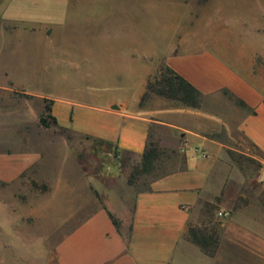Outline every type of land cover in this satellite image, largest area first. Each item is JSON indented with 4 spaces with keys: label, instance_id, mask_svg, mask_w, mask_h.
I'll list each match as a JSON object with an SVG mask.
<instances>
[{
    "label": "crops",
    "instance_id": "crops-1",
    "mask_svg": "<svg viewBox=\"0 0 264 264\" xmlns=\"http://www.w3.org/2000/svg\"><path fill=\"white\" fill-rule=\"evenodd\" d=\"M214 1L190 12L189 0H31L23 5L43 16L14 14V26L6 29L17 38L14 54L25 64L32 47L47 90L8 83L25 102H35L37 124L48 103L55 128L112 148L124 160L141 162L151 129L161 131L156 141L162 149L181 158L140 190L128 184L126 167H117L114 177L95 178L101 199L76 194L81 200L87 195L88 202L80 200L67 217L71 227L54 248L55 264H264V211L231 212L220 225L213 256L187 238L205 205L219 200L230 212L240 201L226 146L208 134L223 129L230 136L235 127L264 163V24L259 14L232 15ZM49 8L59 10V19ZM215 26L226 36L235 30V41L210 37ZM161 65L202 94L201 108L227 91L255 113L225 99L211 112L141 108ZM33 164L3 154L0 180L13 181Z\"/></svg>",
    "mask_w": 264,
    "mask_h": 264
},
{
    "label": "rangeland",
    "instance_id": "rangeland-1",
    "mask_svg": "<svg viewBox=\"0 0 264 264\" xmlns=\"http://www.w3.org/2000/svg\"><path fill=\"white\" fill-rule=\"evenodd\" d=\"M12 1L16 4V13L11 5ZM27 1L31 0H0V156H21L26 161L35 162L15 180H0V264H55L54 248L71 227V222H66L67 217L70 212L75 213L76 205L81 200L78 197L75 199L76 194L80 195L82 190L85 194L89 192L93 199H101L93 185L95 178L114 177L117 175V167H126L123 174L128 178L132 168L140 162L124 160L112 148L70 132L60 131L51 122L48 128L42 127L35 122V102L29 98H26L29 102H25L21 94L13 92L8 80H11L14 86L27 91L47 90L43 81L42 66L36 54L32 52V47L28 53L29 60L25 64L19 62L18 55L14 54L17 38L13 36V32L6 30L14 26V14H19L21 18L34 16L35 20L43 16L40 9L29 11V8L24 6ZM35 1L40 3L49 0ZM189 1L190 12H200L206 2ZM214 3L222 4L232 15L248 12L255 17L259 14L260 21L264 24V0H215ZM17 6H20L19 11ZM50 16L59 19V10L53 9ZM187 24L188 20L185 19L183 26L187 27ZM232 32L235 30H231L226 36L215 26L211 29L210 37L219 36L225 40L228 37L233 42L235 35ZM261 34H264V30H261ZM221 99L229 100L238 109L247 112L223 92L213 98L215 102L212 105H202L201 109L205 108L210 112L216 110ZM143 107L168 110L180 108L157 96H151L141 108ZM151 132V141L162 149L156 141L161 131L151 129ZM211 133L208 135H213L226 146L228 165L236 177L233 192L234 195H240V201H235L228 208H232L230 212L221 208L219 200L209 204L208 209L204 207L200 215L199 225L192 227L215 233L219 246L220 225L230 218L231 212L236 208L248 207V213L255 215L264 211V163L261 162L262 157L257 150L235 127L229 133L230 136L223 129ZM162 150L164 153L157 164L161 165L160 170L155 169L154 173L148 176H139L133 185L136 189L147 187L152 179L162 174L161 170H169L171 163L181 162V158L172 150ZM66 186L68 190L65 193L68 197L62 192ZM81 202H88L87 195L82 197ZM219 212L227 213V216L220 217Z\"/></svg>",
    "mask_w": 264,
    "mask_h": 264
},
{
    "label": "trees",
    "instance_id": "trees-1",
    "mask_svg": "<svg viewBox=\"0 0 264 264\" xmlns=\"http://www.w3.org/2000/svg\"><path fill=\"white\" fill-rule=\"evenodd\" d=\"M223 93L233 99L237 106L248 110L252 114L255 113L253 109L248 108L245 103L232 94L227 91H223ZM151 96L163 98L180 108L198 110L201 108L202 103V94L185 78L165 65H161L157 74L148 81L146 91L140 101V106H144ZM49 110L50 108L47 103L39 116V124L45 128L50 126V122L52 124V120L55 122V119L51 118ZM207 136L209 138H214L213 135ZM163 153L164 151L150 140L140 164L132 168L127 179L128 184L133 186L139 176L153 174ZM208 206L209 205H205L206 209H208ZM110 217L115 227L118 228L119 222L113 216L110 215ZM187 238L189 241L199 246L201 250L209 256H213L218 248V238L213 232H206L190 226L187 231Z\"/></svg>",
    "mask_w": 264,
    "mask_h": 264
},
{
    "label": "built area",
    "instance_id": "built-area-1",
    "mask_svg": "<svg viewBox=\"0 0 264 264\" xmlns=\"http://www.w3.org/2000/svg\"><path fill=\"white\" fill-rule=\"evenodd\" d=\"M203 156H205V155H203ZM218 215H219L220 217H226V216H227V213L219 212Z\"/></svg>",
    "mask_w": 264,
    "mask_h": 264
}]
</instances>
